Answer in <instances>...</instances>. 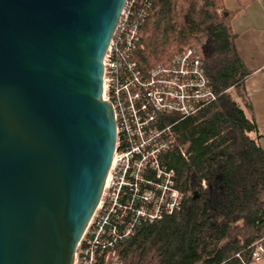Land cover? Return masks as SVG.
Segmentation results:
<instances>
[{
	"label": "water",
	"instance_id": "95a60500",
	"mask_svg": "<svg viewBox=\"0 0 264 264\" xmlns=\"http://www.w3.org/2000/svg\"><path fill=\"white\" fill-rule=\"evenodd\" d=\"M125 2L0 0V264L74 263L116 150L104 58Z\"/></svg>",
	"mask_w": 264,
	"mask_h": 264
},
{
	"label": "trees",
	"instance_id": "16d2710c",
	"mask_svg": "<svg viewBox=\"0 0 264 264\" xmlns=\"http://www.w3.org/2000/svg\"><path fill=\"white\" fill-rule=\"evenodd\" d=\"M237 11L224 0H152L138 67L172 63L191 47L217 98L186 118L160 115L175 134L164 163L176 170L182 206L119 246L126 264H251L264 246V146L246 92L252 72L236 46Z\"/></svg>",
	"mask_w": 264,
	"mask_h": 264
},
{
	"label": "built area",
	"instance_id": "2783aa9c",
	"mask_svg": "<svg viewBox=\"0 0 264 264\" xmlns=\"http://www.w3.org/2000/svg\"><path fill=\"white\" fill-rule=\"evenodd\" d=\"M152 0H126L104 58L103 98L114 107L117 141L103 196L77 246L73 264H126L119 246L136 229L181 209L176 170L164 163L175 143L160 115L180 118L216 100L201 56L191 47L169 64L141 70L133 55ZM180 153L187 158L186 149ZM203 185L206 186L205 181ZM264 262L258 245L251 264Z\"/></svg>",
	"mask_w": 264,
	"mask_h": 264
},
{
	"label": "crops",
	"instance_id": "0c3cea01",
	"mask_svg": "<svg viewBox=\"0 0 264 264\" xmlns=\"http://www.w3.org/2000/svg\"><path fill=\"white\" fill-rule=\"evenodd\" d=\"M224 4L238 10L232 22L238 34L236 46L252 72L246 79V92L264 146V0H224Z\"/></svg>",
	"mask_w": 264,
	"mask_h": 264
}]
</instances>
